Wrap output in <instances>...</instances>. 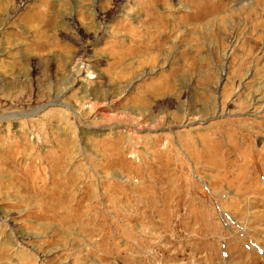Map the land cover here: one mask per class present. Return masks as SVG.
Instances as JSON below:
<instances>
[{
    "label": "rangeland",
    "instance_id": "obj_1",
    "mask_svg": "<svg viewBox=\"0 0 264 264\" xmlns=\"http://www.w3.org/2000/svg\"><path fill=\"white\" fill-rule=\"evenodd\" d=\"M0 264H264V0H0Z\"/></svg>",
    "mask_w": 264,
    "mask_h": 264
},
{
    "label": "bare ground",
    "instance_id": "obj_2",
    "mask_svg": "<svg viewBox=\"0 0 264 264\" xmlns=\"http://www.w3.org/2000/svg\"><path fill=\"white\" fill-rule=\"evenodd\" d=\"M83 68V67H82ZM85 69V68H84ZM89 77H93V75L89 76Z\"/></svg>",
    "mask_w": 264,
    "mask_h": 264
}]
</instances>
